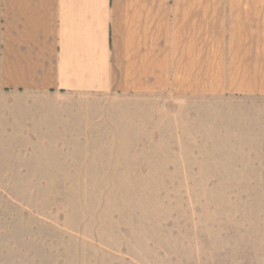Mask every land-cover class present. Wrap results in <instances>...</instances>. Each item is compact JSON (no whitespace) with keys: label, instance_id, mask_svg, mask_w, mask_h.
I'll list each match as a JSON object with an SVG mask.
<instances>
[{"label":"rangeland","instance_id":"374dc122","mask_svg":"<svg viewBox=\"0 0 264 264\" xmlns=\"http://www.w3.org/2000/svg\"><path fill=\"white\" fill-rule=\"evenodd\" d=\"M161 99H0V264H264V98Z\"/></svg>","mask_w":264,"mask_h":264},{"label":"crops","instance_id":"0c3cea01","mask_svg":"<svg viewBox=\"0 0 264 264\" xmlns=\"http://www.w3.org/2000/svg\"><path fill=\"white\" fill-rule=\"evenodd\" d=\"M49 94L264 98V0H0V99Z\"/></svg>","mask_w":264,"mask_h":264}]
</instances>
